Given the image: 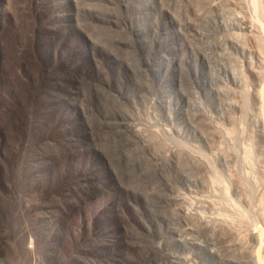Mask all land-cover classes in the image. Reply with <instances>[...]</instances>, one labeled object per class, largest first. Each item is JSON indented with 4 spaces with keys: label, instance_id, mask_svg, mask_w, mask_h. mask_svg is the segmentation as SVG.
Returning a JSON list of instances; mask_svg holds the SVG:
<instances>
[{
    "label": "rangeland",
    "instance_id": "obj_1",
    "mask_svg": "<svg viewBox=\"0 0 264 264\" xmlns=\"http://www.w3.org/2000/svg\"><path fill=\"white\" fill-rule=\"evenodd\" d=\"M0 264H264V0H0Z\"/></svg>",
    "mask_w": 264,
    "mask_h": 264
}]
</instances>
